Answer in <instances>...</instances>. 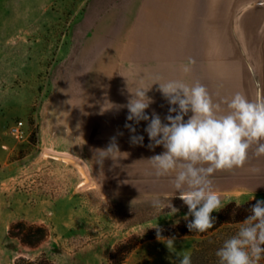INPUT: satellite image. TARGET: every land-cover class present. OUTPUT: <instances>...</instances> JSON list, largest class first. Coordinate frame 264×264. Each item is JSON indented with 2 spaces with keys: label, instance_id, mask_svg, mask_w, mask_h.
Segmentation results:
<instances>
[{
  "label": "rangeland",
  "instance_id": "obj_1",
  "mask_svg": "<svg viewBox=\"0 0 264 264\" xmlns=\"http://www.w3.org/2000/svg\"><path fill=\"white\" fill-rule=\"evenodd\" d=\"M189 58L196 63L185 74ZM171 79L200 82L216 103L236 92L254 98L264 89V0H0V264L42 256L112 264L116 245L128 240L139 242L125 264H178L156 236L146 237L156 224L188 229L193 218L184 219L179 198L171 199L175 215L163 209L169 177L156 176L147 159L164 149L148 147L149 121H128L126 107L128 89ZM158 89L147 92L154 102L145 111L167 123L170 105ZM19 118L26 140L8 132ZM113 141L120 153L102 160ZM212 181L222 201L214 226L175 236L191 264H219L217 250L264 199V156L253 146L243 167ZM37 226L44 239L25 243L40 236Z\"/></svg>",
  "mask_w": 264,
  "mask_h": 264
},
{
  "label": "clouds",
  "instance_id": "obj_2",
  "mask_svg": "<svg viewBox=\"0 0 264 264\" xmlns=\"http://www.w3.org/2000/svg\"><path fill=\"white\" fill-rule=\"evenodd\" d=\"M195 63L189 58L180 66L181 71L190 73ZM153 84L159 85L158 90L170 105L165 117L167 123L154 111L151 116L146 114L145 110L154 102L147 95ZM152 85L128 89L131 95L126 105L127 120L137 124L149 121L144 129L150 141L148 147L162 146L164 149L147 159L156 176L169 177L172 192L167 195L169 203L163 209L168 208V215H175L179 209L171 199L179 198L188 208L184 219L193 218L187 223L189 231L206 232L216 221L212 214L222 208L221 197L213 188L214 174L243 167L253 146L257 157L264 156V89L257 88L254 98L236 92L221 102L226 105L222 108L221 103L214 102L207 87L198 81L189 84L181 79L163 83L157 80ZM125 127L133 134L136 132L131 124ZM130 141L143 145L144 137L132 135ZM100 151L104 154L102 160L112 157L113 152L120 153L114 141ZM153 228H156V239L164 243L169 252L175 253L178 264H191L189 254L176 252L175 236H162L163 229L158 224ZM216 256L219 264H257L264 258V199L257 200L250 208L243 226L223 242Z\"/></svg>",
  "mask_w": 264,
  "mask_h": 264
},
{
  "label": "trees",
  "instance_id": "obj_3",
  "mask_svg": "<svg viewBox=\"0 0 264 264\" xmlns=\"http://www.w3.org/2000/svg\"><path fill=\"white\" fill-rule=\"evenodd\" d=\"M36 230L40 232V236L34 240V241H29L25 238H22V240L25 243L28 244H35L46 236V229L43 226H37ZM156 230V229H154ZM189 234L191 233L188 229L183 228L182 226H176V227H171L169 232H162V236H177V235H183V234ZM156 236V231L153 233H150L146 238H153ZM139 241L137 240L136 242H131V240L128 241H123L120 242L116 245L115 249L113 250L111 256H112V264H125V258L128 252H130L135 245ZM197 250H194V254ZM17 264H54L51 262L47 257L42 256L37 259H28L26 257H20L17 261Z\"/></svg>",
  "mask_w": 264,
  "mask_h": 264
},
{
  "label": "built area",
  "instance_id": "obj_4",
  "mask_svg": "<svg viewBox=\"0 0 264 264\" xmlns=\"http://www.w3.org/2000/svg\"><path fill=\"white\" fill-rule=\"evenodd\" d=\"M8 132L10 135L19 140H26L30 135L27 123L22 118L16 119L12 123H10Z\"/></svg>",
  "mask_w": 264,
  "mask_h": 264
},
{
  "label": "bare ground",
  "instance_id": "obj_5",
  "mask_svg": "<svg viewBox=\"0 0 264 264\" xmlns=\"http://www.w3.org/2000/svg\"><path fill=\"white\" fill-rule=\"evenodd\" d=\"M67 160H71L72 163H74V164L77 166V168L80 170V172H81L82 175L84 176L85 180H87V177H86V175H85V171H84L82 165H81L80 163H78V162L72 160V159H67Z\"/></svg>",
  "mask_w": 264,
  "mask_h": 264
},
{
  "label": "water",
  "instance_id": "obj_6",
  "mask_svg": "<svg viewBox=\"0 0 264 264\" xmlns=\"http://www.w3.org/2000/svg\"><path fill=\"white\" fill-rule=\"evenodd\" d=\"M67 161H69V162H71V163H72V161H71V160H67Z\"/></svg>",
  "mask_w": 264,
  "mask_h": 264
}]
</instances>
